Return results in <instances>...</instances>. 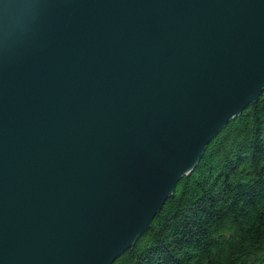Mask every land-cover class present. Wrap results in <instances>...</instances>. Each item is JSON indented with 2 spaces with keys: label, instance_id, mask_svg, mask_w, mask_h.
Masks as SVG:
<instances>
[{
  "label": "water",
  "instance_id": "water-1",
  "mask_svg": "<svg viewBox=\"0 0 264 264\" xmlns=\"http://www.w3.org/2000/svg\"><path fill=\"white\" fill-rule=\"evenodd\" d=\"M264 92V0H0V264H113Z\"/></svg>",
  "mask_w": 264,
  "mask_h": 264
},
{
  "label": "trees",
  "instance_id": "trees-1",
  "mask_svg": "<svg viewBox=\"0 0 264 264\" xmlns=\"http://www.w3.org/2000/svg\"><path fill=\"white\" fill-rule=\"evenodd\" d=\"M113 264H264V92Z\"/></svg>",
  "mask_w": 264,
  "mask_h": 264
},
{
  "label": "bare ground",
  "instance_id": "bare-ground-1",
  "mask_svg": "<svg viewBox=\"0 0 264 264\" xmlns=\"http://www.w3.org/2000/svg\"><path fill=\"white\" fill-rule=\"evenodd\" d=\"M131 247H132V246H131ZM131 247H130V248H131ZM128 249H129V248H128ZM128 249H127V250H128ZM124 252H125V251H124ZM124 252H123V253H124ZM123 253H122V254H123ZM122 254H121V255H122ZM114 262H115V261H114Z\"/></svg>",
  "mask_w": 264,
  "mask_h": 264
}]
</instances>
